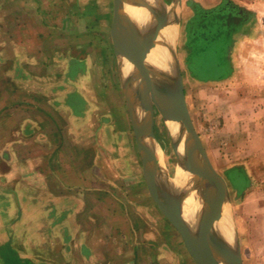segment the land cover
<instances>
[{
	"label": "crops",
	"instance_id": "1",
	"mask_svg": "<svg viewBox=\"0 0 264 264\" xmlns=\"http://www.w3.org/2000/svg\"><path fill=\"white\" fill-rule=\"evenodd\" d=\"M28 1L36 3L34 12L27 10ZM39 1L0 0V264H158L172 256L170 241L151 220L154 198L145 177L129 194L141 192L146 202L123 201V191L119 199L116 189L106 186L105 157L99 150L92 158L88 151L92 108L85 106L78 115L57 103V96L72 94L88 101L90 94L79 87L90 76L80 69L88 67L92 53L72 48L59 73L58 47L44 54L37 49L35 40L44 37L37 20L44 25L46 15ZM97 2L103 0H80L74 14L88 32L114 17ZM226 4L216 8L217 22L215 16L206 21L215 34L206 41L219 43L235 25L237 10L247 8L238 0ZM28 29L35 40L27 37ZM64 109L69 115L62 123L58 114ZM191 257L189 264H199Z\"/></svg>",
	"mask_w": 264,
	"mask_h": 264
},
{
	"label": "rangeland",
	"instance_id": "2",
	"mask_svg": "<svg viewBox=\"0 0 264 264\" xmlns=\"http://www.w3.org/2000/svg\"><path fill=\"white\" fill-rule=\"evenodd\" d=\"M79 1H39L40 8L46 11L44 25L37 20L38 30L44 37L38 35L35 40L36 34L29 29L27 37L37 41V49L43 54L46 48L58 47L59 73L64 72L66 59L62 61L72 48L73 51L83 48L92 53L88 67L80 69L86 70L87 79L90 76L79 87L90 94L88 101L72 94L63 99L57 96V103L70 105L78 115H82L85 106L92 108L88 151L92 158L100 152L105 157L106 186L115 188V195L119 199L123 197V201L131 197L129 201L133 203L146 202L140 199L141 192L129 194L136 184L140 186L144 177L137 126L145 120L120 72L121 57L116 53L111 35L113 18L103 27L92 25L88 32L84 30L83 19L74 16L78 13ZM162 1L167 8L176 4L172 9L180 19V30L173 48L178 60V80L202 143L216 171L225 179L228 195L224 205L233 224L239 263L264 264V0H238L247 8L237 10L239 16L235 25L219 43L206 41L215 36L210 33L214 28L210 23L204 27L200 25L196 30L194 27L204 13L219 6L226 7L230 0ZM98 3L99 9L112 12L110 16L113 17V0ZM35 4L28 1L27 10L34 12ZM205 30L209 32L205 33ZM88 46L91 50H87ZM75 69L79 70V65ZM61 83L64 82H60V88ZM99 94L101 97L97 96ZM68 115V110L60 111L59 121L67 122ZM154 115L156 145L161 152H154V160L173 173L177 166L173 148L175 138L155 105ZM98 129L103 138H99L102 134ZM104 141L106 147L102 145ZM234 169H238L239 174L233 172ZM118 191H123L121 197ZM143 191L149 197V190ZM148 199L152 202V198ZM242 206H247V210L243 212ZM154 209V214L150 213L151 220H154L157 233L169 237L172 255L163 257L158 264H189L191 252L182 234L155 200Z\"/></svg>",
	"mask_w": 264,
	"mask_h": 264
},
{
	"label": "water",
	"instance_id": "3",
	"mask_svg": "<svg viewBox=\"0 0 264 264\" xmlns=\"http://www.w3.org/2000/svg\"><path fill=\"white\" fill-rule=\"evenodd\" d=\"M127 4L144 8L150 14L168 18L176 27L174 35L168 42L165 55L161 57L156 64H152L149 61L138 38L132 34L130 28L122 21V15ZM219 11L220 9H216L204 13L196 22L194 27L195 30L200 25L204 27L206 21L212 16H216ZM179 30L180 19L172 7L167 8L164 4L161 7H157L148 0H114V17L111 26V35L116 53L121 57L122 54L126 52L128 54V59L134 62V64L140 69L142 75L143 91L140 92L136 89L134 83L124 75L123 70L120 69V72L125 79L126 87L132 97H134L135 102L144 115L145 123L137 126V143L143 163L145 181L150 193L162 213L180 231L187 243L188 249L194 257L195 255L193 254L192 246L195 242L202 239L214 248L218 258L217 264H240L238 249L236 252L232 250L230 240H228L217 220V212L219 209L218 203L222 202L224 204L228 195L225 179L216 171L208 152L202 143L200 135L192 121L187 105L186 94L180 87L179 80L178 86L172 92L174 106L178 114L177 120H174L171 117L170 109L168 107L166 91L164 84L162 83L163 68L173 53V45L179 35ZM120 63L122 65V60H120ZM175 63L176 65L178 64L177 59H175ZM154 105L161 112L172 137L177 138L179 143H183L190 151L199 156L201 163L204 166L202 185L205 208L201 216L193 217L171 210L168 207V200L164 189L153 174L151 162H155L153 148L157 142L154 132ZM173 122H176L177 124L176 131L172 130L171 123ZM140 130L143 132L141 133ZM218 192L222 193V198H220V200L218 198ZM188 221L195 222L197 226L196 232H190L187 229L186 223Z\"/></svg>",
	"mask_w": 264,
	"mask_h": 264
},
{
	"label": "bare ground",
	"instance_id": "4",
	"mask_svg": "<svg viewBox=\"0 0 264 264\" xmlns=\"http://www.w3.org/2000/svg\"><path fill=\"white\" fill-rule=\"evenodd\" d=\"M157 7H161L164 3L162 0H148ZM176 6V4H172ZM171 8V6H169ZM122 21L126 24L132 34L138 38L140 44L146 53L149 61L156 64L161 57L165 55L168 42L174 35L175 26L168 18L149 14L146 9L135 7L127 4L122 15ZM176 54L173 48V53L165 63L163 68V84L166 91L167 103L170 109L171 117L174 120L178 119V114L174 106L173 90L178 86L179 70L175 63ZM124 75L134 83L136 89L140 92L142 88V75L140 69L132 60L128 59V54L124 52L121 56ZM172 130L176 131V122L171 123ZM142 133L143 131L140 130ZM175 137H173L174 139ZM173 148L177 160V166L171 173L163 164L151 162V168L157 181L164 189L167 196L168 207L176 212L183 213L188 216H201L205 204L203 201V185L202 174L204 166L201 163L200 157L190 151L183 143H179L174 139ZM153 151L160 154V148L155 144ZM218 198H222V193L218 192ZM217 220L218 224L230 240L232 250L236 252V237L228 214L226 206L218 203ZM186 227L190 232H196L197 226L194 221H188ZM193 254L199 264H217L218 258L214 248L200 239L192 246Z\"/></svg>",
	"mask_w": 264,
	"mask_h": 264
}]
</instances>
